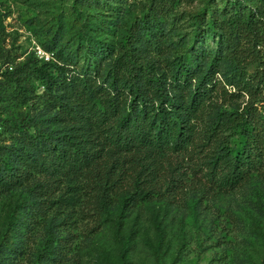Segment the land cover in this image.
<instances>
[{
  "label": "trees",
  "instance_id": "16d2710c",
  "mask_svg": "<svg viewBox=\"0 0 264 264\" xmlns=\"http://www.w3.org/2000/svg\"><path fill=\"white\" fill-rule=\"evenodd\" d=\"M103 2L77 0L84 11L77 17L93 21L87 10ZM150 3L124 41L106 40L92 25L80 29L75 49L86 57L80 69L65 60H24L0 72V102L9 105L15 98L33 104L26 114L0 119V197L19 186H27L29 197L28 222H17L11 240H1L0 264H14L25 230L32 231L48 209L79 205V179L87 184L109 162L112 174L129 157L141 164L145 177L136 183L149 180V194L158 191L156 169L172 155H182L194 174L220 190L235 188L264 167V57L257 48L264 39L258 30L264 3L253 9L239 0L205 5L195 22L204 25L205 36L217 33L215 46L182 53L164 70L147 53L160 31L153 22L157 8ZM57 46L49 41L46 48L58 53ZM104 61L108 66L102 70ZM32 76L42 82L40 92ZM242 94H247L243 105L228 108L219 101ZM70 249L65 235L49 233L39 260L58 264Z\"/></svg>",
  "mask_w": 264,
  "mask_h": 264
},
{
  "label": "rangeland",
  "instance_id": "374dc122",
  "mask_svg": "<svg viewBox=\"0 0 264 264\" xmlns=\"http://www.w3.org/2000/svg\"><path fill=\"white\" fill-rule=\"evenodd\" d=\"M106 1L87 10L88 20L93 21H82L77 16L84 11L77 0H0V72L24 60H65L80 69L86 62L75 49L80 29L89 31L92 25L100 37L124 41L152 0ZM225 1L232 0H153L157 8L153 22L159 25L154 28L160 31L148 43L147 53L156 59L159 70L182 53L215 46L217 33L205 36L204 25L198 28L195 15L205 5L218 7ZM239 1L246 9L264 3ZM203 13L207 21L209 13ZM259 22L258 30L264 31V22ZM49 41L58 45V53H53L56 48H46ZM257 48L264 57V39ZM107 66L102 62V70ZM253 69L254 64L247 66L249 72ZM217 77L222 79L219 72ZM29 80L36 91L42 90L39 79ZM12 99L9 105L0 102V119L19 117L32 109L30 102ZM246 99L247 94H242L219 101L229 108L243 105ZM181 156L172 155L159 164L158 191L152 194L149 180L136 183L146 170L130 157L115 174L107 172L109 162L87 184L79 179L80 204L73 210L48 209L42 221L33 223L32 231L25 230L23 249L14 264H41L40 251L49 233L69 239L71 249L58 264H264V167L235 188L220 190L211 187L200 172L194 174L192 163ZM139 193L145 198L134 202ZM102 194L103 201H97ZM28 202L27 186L0 197V242L4 237L11 240L17 222H28L24 218ZM50 219L55 222L49 224Z\"/></svg>",
  "mask_w": 264,
  "mask_h": 264
},
{
  "label": "built area",
  "instance_id": "2783aa9c",
  "mask_svg": "<svg viewBox=\"0 0 264 264\" xmlns=\"http://www.w3.org/2000/svg\"><path fill=\"white\" fill-rule=\"evenodd\" d=\"M39 52H42V50H39ZM49 56L47 55L46 58H48Z\"/></svg>",
  "mask_w": 264,
  "mask_h": 264
}]
</instances>
